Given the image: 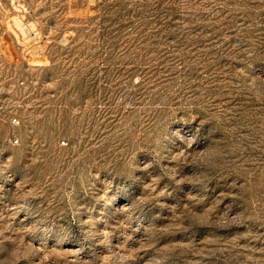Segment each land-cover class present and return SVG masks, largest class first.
<instances>
[{
  "label": "rangeland",
  "instance_id": "1",
  "mask_svg": "<svg viewBox=\"0 0 264 264\" xmlns=\"http://www.w3.org/2000/svg\"><path fill=\"white\" fill-rule=\"evenodd\" d=\"M26 2L0 264H264V0Z\"/></svg>",
  "mask_w": 264,
  "mask_h": 264
},
{
  "label": "built area",
  "instance_id": "2",
  "mask_svg": "<svg viewBox=\"0 0 264 264\" xmlns=\"http://www.w3.org/2000/svg\"><path fill=\"white\" fill-rule=\"evenodd\" d=\"M0 9L5 17L16 27L26 29L28 21L32 17L26 0H0Z\"/></svg>",
  "mask_w": 264,
  "mask_h": 264
},
{
  "label": "clouds",
  "instance_id": "3",
  "mask_svg": "<svg viewBox=\"0 0 264 264\" xmlns=\"http://www.w3.org/2000/svg\"><path fill=\"white\" fill-rule=\"evenodd\" d=\"M177 137L183 142L184 141V139H185V137H183V136H180V135H177Z\"/></svg>",
  "mask_w": 264,
  "mask_h": 264
}]
</instances>
